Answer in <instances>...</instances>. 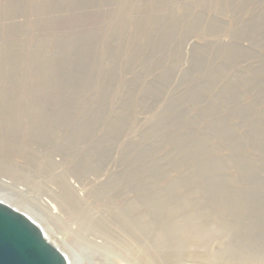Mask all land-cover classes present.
<instances>
[{
	"label": "rangeland",
	"instance_id": "obj_1",
	"mask_svg": "<svg viewBox=\"0 0 264 264\" xmlns=\"http://www.w3.org/2000/svg\"><path fill=\"white\" fill-rule=\"evenodd\" d=\"M0 166L83 264L121 253L84 214L226 212L264 248V0H0Z\"/></svg>",
	"mask_w": 264,
	"mask_h": 264
},
{
	"label": "bare ground",
	"instance_id": "obj_2",
	"mask_svg": "<svg viewBox=\"0 0 264 264\" xmlns=\"http://www.w3.org/2000/svg\"><path fill=\"white\" fill-rule=\"evenodd\" d=\"M50 166L52 167L51 163H48L47 169ZM0 167L8 172L7 178L0 180V185L6 190L7 188L14 189V192L21 194V189L17 188L14 179L24 174L13 168L5 170V166ZM54 181L64 186L63 179L56 178ZM48 188L50 189L49 198L45 206L47 210H50L51 206L55 213L59 211L68 216L76 214L79 204L77 199L68 192L60 194L54 188ZM5 191H0V203L28 216L42 229L47 240L49 234L55 233L50 227H44L39 223L34 214L30 213L20 200ZM187 205L188 208H192V203ZM172 211L178 212L176 209ZM224 213L192 209L183 214L179 213L176 218L166 221L147 218L143 214L139 215L136 220H132L122 213L121 224L118 228H113L110 221L98 220L84 214L80 225L93 233L96 239L93 242L94 250L103 249L110 252L111 243L118 247L121 253L115 254L113 264H264V248L255 247L254 235L241 238L239 224L234 220L225 219ZM58 219L60 218L57 217ZM60 239L68 248L54 246L64 254L68 263L83 264L82 260L69 249L66 240ZM99 239L102 244H98Z\"/></svg>",
	"mask_w": 264,
	"mask_h": 264
},
{
	"label": "water",
	"instance_id": "obj_3",
	"mask_svg": "<svg viewBox=\"0 0 264 264\" xmlns=\"http://www.w3.org/2000/svg\"><path fill=\"white\" fill-rule=\"evenodd\" d=\"M0 264L69 263L34 221L0 203Z\"/></svg>",
	"mask_w": 264,
	"mask_h": 264
}]
</instances>
